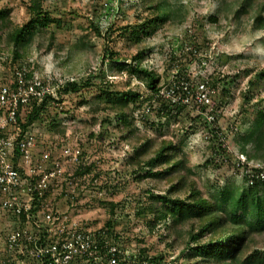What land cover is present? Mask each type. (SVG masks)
Returning a JSON list of instances; mask_svg holds the SVG:
<instances>
[{
    "label": "rangeland",
    "instance_id": "rangeland-1",
    "mask_svg": "<svg viewBox=\"0 0 264 264\" xmlns=\"http://www.w3.org/2000/svg\"><path fill=\"white\" fill-rule=\"evenodd\" d=\"M160 1L169 19L146 27L147 32L155 30L142 32L135 39L131 29L155 17ZM31 3L0 0V9L8 13L0 23V86L14 80V69L18 67L32 71L33 78L27 77L28 80L46 84L51 95L60 97L64 110L72 112L73 132L93 139L89 134L94 130L104 131L102 138L98 136L88 145L89 152L98 156L104 176L124 181L121 189L118 187L107 200L113 204L120 202L118 212L122 215H118L117 225L129 238L146 244L143 248L147 253H164L173 264H219L194 256L189 224H147L148 220L152 222V214L144 208L150 200L155 203L148 193L152 190L164 194L169 183L153 173L146 174L148 167L138 170L137 162L149 159L162 140L172 139L174 143L183 142L191 170L187 180L195 181L203 196L225 184L238 190L247 186V166L264 164V160L257 159L239 164V136L255 117L258 100L264 98L262 84L250 82L256 72L264 69V28L255 23L256 9L264 0H42L51 22L46 27H35L31 42L21 48V56L15 59L9 34L31 18ZM112 51L121 61H130L141 51L142 65L160 75L161 93L172 103L183 102L185 108H173L170 117H162L165 123L157 124L161 119L156 113L158 104L155 101L151 105V90L145 79L131 75L128 66L119 70L110 58ZM88 75L94 81L92 86L58 94L67 80H83ZM215 76L229 83L222 82L216 89L201 86ZM177 78L190 88L184 97L178 93ZM101 81L109 88L140 94L137 101L129 103L127 113L131 122L127 125L117 120V109L99 99ZM224 85L228 89L222 91ZM247 93L249 100L245 98ZM217 118L212 127L223 135L225 153L215 152L219 143L204 124ZM142 143L150 145L149 152L134 162L130 159L133 148ZM156 204L163 208L160 202ZM111 207L112 204L96 203L83 213L97 227L110 218L116 219L109 214ZM251 237L242 264H248L244 260L255 249L264 251V234Z\"/></svg>",
    "mask_w": 264,
    "mask_h": 264
},
{
    "label": "built area",
    "instance_id": "built-area-1",
    "mask_svg": "<svg viewBox=\"0 0 264 264\" xmlns=\"http://www.w3.org/2000/svg\"><path fill=\"white\" fill-rule=\"evenodd\" d=\"M26 74L18 67L14 80L0 86V264H173L171 257L152 261L141 240L126 232L116 239L104 223L95 227L86 217L83 211L91 207L83 204H99L111 194L98 156L89 152L96 140L70 129L51 132L47 120L24 127L33 104L51 95ZM47 106L56 111L54 122L70 123L72 112L61 102ZM79 163L90 169L77 173ZM255 176L263 179L264 171Z\"/></svg>",
    "mask_w": 264,
    "mask_h": 264
},
{
    "label": "trees",
    "instance_id": "trees-1",
    "mask_svg": "<svg viewBox=\"0 0 264 264\" xmlns=\"http://www.w3.org/2000/svg\"><path fill=\"white\" fill-rule=\"evenodd\" d=\"M31 6L29 10L32 14L31 18L23 25L16 27L9 34V41L14 45V58L21 56L20 50L26 44L30 43L33 38L35 27L48 26L51 22V18L47 11L42 8V0H31ZM157 14L151 19H146L142 23L138 24L136 28L131 29V34L139 38L141 33H151L155 30L152 28L147 32L146 27L151 25L154 27L158 22H166L169 19V13L165 12L162 8V2L160 1L157 6ZM244 9V8H243ZM246 11V10H244ZM264 4H260L255 12V23L257 27L264 28ZM8 13L5 9H0V23L6 20ZM212 20H217L216 17H211ZM131 28V26H128ZM98 29V28H96ZM142 33V34H143ZM110 56L112 61H115L116 67L122 71V68L128 66V71L131 75L136 77H142L145 79L146 86L151 90V105L152 102L157 101L158 107L156 113L161 119L157 124L165 123L162 117H170L172 115L173 108H177L179 111L185 108L183 102H171V99L167 98L166 94L161 93L160 75L158 72L152 69H148L141 63L142 52L135 54L130 61L119 60L120 58L112 51ZM116 55V56H115ZM26 77L33 78V72L28 71ZM182 77V76H181ZM186 78V77H185ZM180 80L179 78H177ZM229 83L225 78L213 77L211 81H208V85L213 88H219L220 83ZM251 85L256 83L262 84L264 92V69L256 72L253 79L250 80ZM94 81L92 76H87L83 80H67L58 89V94L62 93H74L78 92L84 87L92 86ZM177 85V84H176ZM225 86V85H224ZM223 86V90H227L226 86ZM99 99L105 105L111 106L118 110L117 120L127 125L130 123L129 114L127 108L129 103L137 101L140 98V94L134 90L120 91L113 88H109L107 83L101 81ZM178 93L181 97L186 96L190 88L186 86L181 80ZM174 91V90H173ZM177 94V93H176ZM250 96L245 94V98ZM103 98L105 99L103 101ZM249 100V99H248ZM49 101L61 102L60 97L49 95L42 101H36L30 112L27 114L26 123L24 127H28L34 122H38L43 126L44 121L47 120L45 128L51 132L59 134H66L67 130H73L70 126L72 122L68 124H61L54 122L56 118L54 115L56 111L54 107L47 106ZM259 107L256 111L255 117L251 120L250 125L246 128L245 132L239 136V145L241 148V154L246 156V159L264 160V98L260 97L258 100ZM149 111V108L148 110ZM146 111V112H147ZM134 113V112H133ZM131 114V113H130ZM132 115V114H131ZM55 119V120H54ZM218 118L212 121H205V126L210 128V132L213 137L219 143L215 148V152L225 153L226 149L223 148L222 141L224 137L219 134L218 128L212 127L214 123H217ZM103 130H94L89 135L98 138L104 136ZM182 143H174L172 139L162 140L160 145L154 149V154L146 161L139 160L138 170L140 168L148 167L146 174H151L159 177H163L169 183L168 191L164 194L155 193V191L149 192L154 200V205L150 203L144 208L147 213H151V220L147 221L150 227H155L160 223H168L171 221L176 224H189V239L190 243L194 246H190L194 251V256L203 257L206 260L216 261L219 264H242L243 255L246 253L253 234H264V178H257L255 175L261 171H264V164H260L261 167H248L244 172L245 182L247 186H244L241 190L236 186L225 184L215 188V192L209 196H203L202 191L198 189L197 184L187 180V173H190V167L188 166V158L183 150ZM150 145L142 143L137 148H133V155L130 156L133 161L136 162L137 158L142 157L149 152ZM152 150V148H151ZM241 162L239 161V164ZM246 163V162H245ZM245 163L241 165H245ZM90 166H95V161L90 163ZM159 169H158V168ZM157 168L158 170H156ZM245 168V166H244ZM90 167L81 165L76 166L77 173H83L89 170ZM134 169V168H133ZM137 170V171H138ZM155 170V172H154ZM136 173L137 171L134 170ZM140 175V171L138 173ZM254 175V182L250 183V178ZM124 183L123 180H118L117 183L108 179L105 187L113 194L117 188L121 189L120 184ZM187 191V193H186ZM180 192H185L186 195L182 196ZM157 202L163 205V208H158ZM97 202H88L83 204L84 207H92ZM120 203V202H119ZM119 203L113 204L109 200H101L99 204H112L110 213L114 218H110L104 222V225L108 228L109 235L119 239L125 238L123 228H118V215H122V212H118ZM140 211V210H139ZM144 212V211H143ZM152 225V226H151ZM206 238L203 242L201 240ZM165 258V254H157L152 256L151 260L159 262ZM246 261V262H245ZM244 263L248 264H264V251L255 249L244 260Z\"/></svg>",
    "mask_w": 264,
    "mask_h": 264
}]
</instances>
